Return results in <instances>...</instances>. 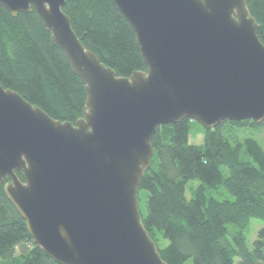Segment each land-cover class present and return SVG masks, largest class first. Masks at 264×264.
<instances>
[{"label": "water", "instance_id": "1", "mask_svg": "<svg viewBox=\"0 0 264 264\" xmlns=\"http://www.w3.org/2000/svg\"><path fill=\"white\" fill-rule=\"evenodd\" d=\"M113 3L147 66L130 77L86 48L66 0H0L14 17L36 10L87 92L83 116L61 121L0 83V183L59 264H168L139 202L154 136L183 119L263 124L264 44L246 0Z\"/></svg>", "mask_w": 264, "mask_h": 264}, {"label": "trees", "instance_id": "2", "mask_svg": "<svg viewBox=\"0 0 264 264\" xmlns=\"http://www.w3.org/2000/svg\"><path fill=\"white\" fill-rule=\"evenodd\" d=\"M246 1L264 44V0ZM64 11L86 48L118 76L147 70L136 34L113 0H66ZM0 83L56 120L75 122L86 108L85 83L34 8L14 17L0 6ZM195 125L203 145L189 141ZM246 126L260 125L226 120L205 129L183 119L158 127L139 202L143 224L168 264H264V228L253 248L246 234L252 218L264 222V148L237 133ZM194 180L199 184L190 185L188 198ZM7 182L0 183V264H59L34 242L8 198Z\"/></svg>", "mask_w": 264, "mask_h": 264}, {"label": "rangeland", "instance_id": "3", "mask_svg": "<svg viewBox=\"0 0 264 264\" xmlns=\"http://www.w3.org/2000/svg\"><path fill=\"white\" fill-rule=\"evenodd\" d=\"M239 133L240 132V136L244 137V136H252L255 137L259 140L260 144L263 146L264 148V123L260 124V126H246L243 127V129H238L237 130ZM190 143L192 144H196V145H203L205 142V138H204V134L202 132H199L197 130V125H195L190 133V138H189ZM224 173L227 174L228 172V168L224 167ZM197 185L199 184L198 180H194L191 181L187 187V191H186V195L188 198L191 197V190H190V185ZM228 196H231L227 190L226 193ZM146 192L143 191L141 193V197H142V201H141V206L143 209H145V201H146ZM232 197V196H231ZM264 228V222L261 219L258 218H252L249 227L246 231L247 234V239H248V243L249 245L253 248L255 243L261 239V230Z\"/></svg>", "mask_w": 264, "mask_h": 264}]
</instances>
